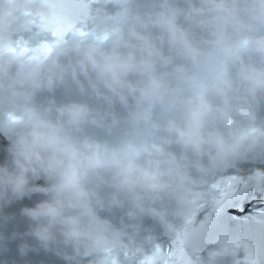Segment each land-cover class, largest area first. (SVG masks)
Segmentation results:
<instances>
[{"label": "clouds", "instance_id": "9594fccd", "mask_svg": "<svg viewBox=\"0 0 264 264\" xmlns=\"http://www.w3.org/2000/svg\"><path fill=\"white\" fill-rule=\"evenodd\" d=\"M52 14L44 0H0V220L40 197L20 210L26 231H0V249L20 241L21 257L66 264L148 255L155 229L175 237L215 176L264 163V0H105L90 35L46 58L8 50ZM238 240L202 264L257 247Z\"/></svg>", "mask_w": 264, "mask_h": 264}, {"label": "snow or ice", "instance_id": "6c2138e0", "mask_svg": "<svg viewBox=\"0 0 264 264\" xmlns=\"http://www.w3.org/2000/svg\"><path fill=\"white\" fill-rule=\"evenodd\" d=\"M103 2L105 0H44V3L52 7L53 14L50 18L40 16L34 19L32 25L40 32L51 33L54 39L50 42H42L37 47H30L23 41L15 42L9 45L8 50L20 55L33 53L34 59L46 58L67 37L90 35L91 30L88 29V25L93 19L96 6ZM97 38L104 42L109 36L105 34ZM250 182L255 186L257 193L264 196V172H257L254 177L250 178ZM241 183L245 182L239 177L231 176L212 185V192L207 193L198 202L196 212L177 232L172 246L162 248L160 245H156L150 254L139 259V264H202L200 253L210 243H220V237L225 233L224 229L227 226L215 222L211 215L203 221H198V214L209 203L213 205L214 213L223 214L225 208L230 206L229 201ZM256 240V249L247 252L242 260L237 261V264H264V261L258 256V250H264V227L258 231ZM224 246L225 250L229 247L228 244ZM232 246L241 247L242 244L236 240ZM107 255L110 257L109 264H120L118 256L112 250H107ZM124 255L130 259L134 257V254L129 252H124Z\"/></svg>", "mask_w": 264, "mask_h": 264}]
</instances>
